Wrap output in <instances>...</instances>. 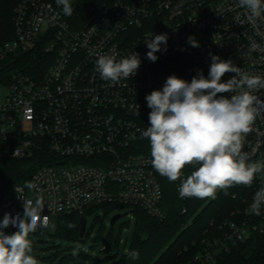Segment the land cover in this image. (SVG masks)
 <instances>
[{
	"label": "built area",
	"instance_id": "obj_1",
	"mask_svg": "<svg viewBox=\"0 0 264 264\" xmlns=\"http://www.w3.org/2000/svg\"><path fill=\"white\" fill-rule=\"evenodd\" d=\"M72 7L69 16L56 0H21L13 11V38L0 47V73L6 69L0 74V157L45 155L29 180L36 188L17 185L2 197L0 221L6 213L23 216L20 195L33 203L40 198L50 223L103 204L130 212L140 208L162 221V190L152 158L130 150L141 123L149 120L145 97L162 90L171 75L191 82L202 71L207 78L210 54L231 61L242 74L264 78V14L249 21L239 0H90L87 17L82 7L78 12L75 3ZM165 33L167 44L152 62L145 40ZM189 37L199 47H192ZM32 52L39 66L18 68L19 57ZM133 52L141 60L133 77L118 83L101 79L99 56L120 60ZM234 75L226 73L222 82ZM251 94L264 100V89ZM242 143L247 163L264 162V110ZM189 174L184 168L172 181L182 202L189 197L181 198L179 188ZM262 184L264 175L257 174L250 186L244 185L252 194L245 206L220 226L195 261L212 264L216 253L253 234L264 236V207L260 216L250 213Z\"/></svg>",
	"mask_w": 264,
	"mask_h": 264
},
{
	"label": "clouds",
	"instance_id": "obj_2",
	"mask_svg": "<svg viewBox=\"0 0 264 264\" xmlns=\"http://www.w3.org/2000/svg\"><path fill=\"white\" fill-rule=\"evenodd\" d=\"M65 15H71L70 0H56ZM239 6L248 10V20L254 21L264 14V0H239ZM167 34H158L145 40L147 59L155 62L161 45L167 44ZM192 47L198 42L189 37ZM163 50L166 51V48ZM207 78L202 71L191 82L175 75L169 76L162 90H153L145 99L151 109L149 126L141 132L148 138L153 168L170 182L180 179L185 166L195 170L182 180L179 188L181 198L196 197L215 199L218 190L234 185L250 186L257 174L264 175V162L247 163V153L242 151L243 137L251 131L257 115L264 110V100L251 94L264 89V78L258 75L242 74L231 61L212 55ZM138 53L117 60L115 55H101L96 60V70L102 80L118 83L133 77L140 67ZM226 73L235 75L222 82ZM225 93H236L224 95ZM29 190L36 188L32 182H25ZM16 193L23 189L15 188ZM23 216L13 217L6 213L0 221V264H38L31 255L32 242L29 234L37 228L55 230L48 215H42L44 203L37 198L33 203L23 195ZM264 207V184L254 193L250 213L261 215ZM18 230L6 234L9 226ZM137 259L139 253H128Z\"/></svg>",
	"mask_w": 264,
	"mask_h": 264
},
{
	"label": "trees",
	"instance_id": "obj_3",
	"mask_svg": "<svg viewBox=\"0 0 264 264\" xmlns=\"http://www.w3.org/2000/svg\"><path fill=\"white\" fill-rule=\"evenodd\" d=\"M20 1L0 0V45L13 38L12 9ZM75 4L77 12L82 7L87 17L90 0H77ZM34 55L32 52L25 54V57H19L17 67L21 69L26 66H29L28 68L39 66L38 60H33ZM5 71L6 69H2L0 74ZM148 126L149 120L143 121L141 132ZM141 132L130 150L135 154L151 158L150 141L148 138H142ZM44 158L42 152H35L31 158L22 160H12L8 156L0 157V198L9 195L7 193L15 186H24L25 182H29L36 167ZM185 170L191 173L195 168L187 165ZM155 172L162 190L160 209L165 215L164 220L151 218L140 208L131 209L135 220L132 243L126 255L120 256L117 252L116 255L106 259L108 264H199L195 261V257L206 249L212 236L219 233L220 226L230 219L232 213L242 209L245 200L252 195L244 185H234L227 189V195L224 194V190H218L215 199L189 197L187 201L182 202L175 193L173 183L156 170ZM117 207L122 208L116 204H103L86 210L83 216L77 214L60 216L51 221L56 225L54 231L48 228L34 233L46 238L78 243L88 234L85 232L83 238H79L81 217L91 215L99 209H104L103 215H105ZM183 207L186 208L184 214H182ZM114 241L117 244L119 238ZM45 250L53 254L45 260L49 264L52 262L78 264L76 262L78 255L71 256L68 262H65L64 257L69 251L63 250L54 243H49ZM131 251L139 253L137 259L129 257L128 253ZM212 264H264V236L253 234L228 251L216 253Z\"/></svg>",
	"mask_w": 264,
	"mask_h": 264
},
{
	"label": "rangeland",
	"instance_id": "obj_4",
	"mask_svg": "<svg viewBox=\"0 0 264 264\" xmlns=\"http://www.w3.org/2000/svg\"><path fill=\"white\" fill-rule=\"evenodd\" d=\"M76 2L77 0H70L71 5ZM16 6L17 4L12 9L11 18H13V11ZM6 42L8 41L4 43ZM103 214L104 209H99L91 215L84 216L86 219V232L88 234L78 243L46 238L35 233H30L28 238L32 242L31 255L37 259L38 264H49V262L45 261L47 257L53 256L51 251L45 250L49 243H54L63 250L69 251L64 257L65 262H68L71 256L78 255L76 258L78 264H93V262H97V264H108L106 259L116 255L117 252L120 256L123 254L126 255L133 239V228L135 224L133 213L125 207H117L111 212L105 215ZM115 216H119V218L111 225V219ZM5 233L12 234L14 232ZM109 233H111L110 236ZM116 238H119L117 244L114 241ZM73 263L71 262L70 264Z\"/></svg>",
	"mask_w": 264,
	"mask_h": 264
},
{
	"label": "water",
	"instance_id": "obj_5",
	"mask_svg": "<svg viewBox=\"0 0 264 264\" xmlns=\"http://www.w3.org/2000/svg\"><path fill=\"white\" fill-rule=\"evenodd\" d=\"M0 201H2V198H0ZM119 218V216H115L111 219L110 224L112 225L114 223L115 220H117ZM86 232V219L84 217L80 218V222H79V238H83L84 234Z\"/></svg>",
	"mask_w": 264,
	"mask_h": 264
}]
</instances>
